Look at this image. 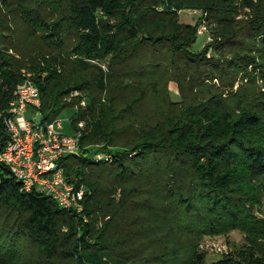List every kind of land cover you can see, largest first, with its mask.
Instances as JSON below:
<instances>
[{"label":"trees","instance_id":"trees-1","mask_svg":"<svg viewBox=\"0 0 264 264\" xmlns=\"http://www.w3.org/2000/svg\"><path fill=\"white\" fill-rule=\"evenodd\" d=\"M27 3L24 21L39 20L43 30V24L50 25L53 57L45 51L20 61L0 49V110L8 108L24 70L38 88L42 124L68 109L63 99L71 92L86 94V108L72 118L74 132L79 123L86 127L78 155L62 165L68 182L84 186L88 195L80 213L62 210L48 197L22 192L0 165V264H148L146 253L131 246L140 227L134 220L125 227L132 234L109 235L115 228L108 220L120 210H137L140 197L143 206L157 211L174 206L165 221L184 233L193 223L214 235L225 228L249 235L255 222L251 212L243 201L242 207L231 206L229 196L234 181L264 177V110H242L246 101L231 108L212 83L226 87L222 81L228 75L250 66L252 50L235 64V54L226 59L221 45L236 37L228 29L243 10L256 13L251 25L258 31L252 30L264 35V8L256 10L252 0H47L41 3L46 15L36 5L28 18ZM188 9L205 12L215 23L213 44L201 54L192 52L197 26L179 21V12ZM5 28L0 19V31ZM42 33L45 38L48 31ZM208 49L213 56L207 57ZM64 61L90 77L71 83L62 74ZM170 83L181 95L178 102L171 101ZM140 108L142 120L136 118ZM7 141L0 122V149ZM84 142L88 153L82 152ZM139 181L149 187L137 186ZM198 185L214 208L210 214L200 207L190 214L189 187ZM152 188L164 196L154 201ZM161 253L171 256L165 249ZM136 255L142 256L133 260ZM207 264L246 263L229 255Z\"/></svg>","mask_w":264,"mask_h":264},{"label":"rangeland","instance_id":"rangeland-1","mask_svg":"<svg viewBox=\"0 0 264 264\" xmlns=\"http://www.w3.org/2000/svg\"><path fill=\"white\" fill-rule=\"evenodd\" d=\"M252 1L256 10L257 7L264 8V0ZM27 2L31 4L30 10L27 13L29 14L28 18H31L30 14H33L36 5L40 6L43 10L42 14L46 15V5L41 3H47V0H0V19L6 20V28L0 31V49L6 52L11 58L20 61H24L25 59L29 60L30 58L35 59L37 54H42L45 51L48 52L51 49L52 43L49 35L51 31L48 30L50 25H47L48 23H45L46 25L43 24L44 28H46V30H43L37 26L40 23L39 20H37L36 24V21H31V23H28V20L24 21L26 12L22 11L29 9ZM255 15L256 13L253 11L243 10L240 16L235 18L234 26L228 29L229 32L227 31L229 34L232 30H235L236 37L230 40L228 44L222 42L224 44L221 45L224 48L223 55L226 59L232 57L230 55L231 52L235 54L237 60L232 61L235 64L242 60H247L245 54L252 50L249 61V64L251 63L250 66L247 67L246 71L235 70L232 73H236V75H228L224 79L226 81H222V83L227 84L226 87L218 81H213L212 84L218 88L219 92L217 94H222V98L224 99H230L228 104H231V108L236 106L238 102L244 103L246 101L248 103L246 107H242V110L251 108L255 112H263L264 70L255 67L264 66V35L259 36L253 31H258L251 25V22L255 21ZM179 21L183 24L197 26L198 34L196 42L192 47V52H200L201 54L203 49L213 44L211 30L213 34L216 28L215 23L207 17L205 12L194 9L180 11ZM256 21V23L262 24L260 20ZM43 31H48V34L45 33L47 34L45 38H43ZM244 51L247 52L244 53ZM211 56H213V53L211 49H208L207 57ZM52 57L49 54L48 58L52 59ZM216 58L219 60V57ZM69 62L64 61V72L62 74L68 77L71 83L78 84L77 82L80 80H87L90 77L89 75L79 73ZM172 85H174L175 90ZM168 92L171 94V101H179L178 97L181 95L174 83L168 85ZM85 96L86 94L76 91L71 92L70 95L63 99L69 106L57 119L61 123L62 133L65 135L73 134L72 118L74 112L81 113L86 108L88 100ZM151 103L156 105L154 100H151ZM140 110L136 118L142 120L145 112L142 108ZM38 121H40V117L35 122L37 123ZM262 122L264 123V120ZM85 128L84 123H79L76 126L80 134L84 133ZM123 136H127V134ZM246 138V136H240V139ZM250 138L252 137L250 136ZM89 151V144L84 142L82 152L88 153ZM107 151L111 150H106L105 152ZM106 156L109 158L108 154ZM139 184L143 185L145 187L142 186L144 189L149 187L144 181L137 182V186ZM232 184L235 187H233L234 193L231 192L232 195L229 196L230 205L235 206L234 203H237L242 207L243 203L245 209L251 212L255 220L253 222V229L250 228L252 232L249 235L241 230L228 228H225L222 233L214 235L209 233V227H197L193 223L187 233H184L165 221L169 220L173 212L176 211H174V206H171V208L167 207V210L160 209V211H157L156 208L143 206L141 204V197L138 199L139 207L137 210L133 212L120 210L119 216L108 220L110 225L115 228V230L109 232V235L114 236L115 231L118 232L119 230L122 232V237H127L129 234H132L131 231H126L127 228L125 227L127 226V222L134 220L133 222L139 224L140 227L137 226L138 228L136 227L134 229L135 232L132 238L130 237V239H134L131 246L135 250L143 251V255L144 252L146 253L148 260L145 263L148 264H207L229 255L240 258L246 264H264V177L250 181L241 180L239 185L234 181ZM189 189H191V203L188 205L191 206L189 209L190 214L194 215V210L198 207L201 208L202 214H210V210L214 208L210 207L209 198L203 197L206 195H201L200 190L204 189V187L202 188L198 185L196 188L189 187ZM149 192L154 201L164 196L163 191L160 192L157 188L149 189ZM247 198H249V201ZM131 213H134V215L131 216ZM206 220L208 222L209 219ZM162 249L167 250V254L171 256L167 257V255H162ZM141 256L136 255L133 260H137ZM94 260L98 262L96 259ZM138 262L139 260L130 263L125 261L122 264H137ZM102 263H104V260L98 262V264ZM111 264H116V262Z\"/></svg>","mask_w":264,"mask_h":264},{"label":"built area","instance_id":"built-area-1","mask_svg":"<svg viewBox=\"0 0 264 264\" xmlns=\"http://www.w3.org/2000/svg\"><path fill=\"white\" fill-rule=\"evenodd\" d=\"M39 108L32 74L22 72V83L8 108L0 110V122L8 134L0 149V165L20 184L22 192L48 197L62 210L80 213L88 192L84 186L68 182L62 165L65 158L78 155L80 131L65 135L58 119L36 123Z\"/></svg>","mask_w":264,"mask_h":264},{"label":"crops","instance_id":"crops-1","mask_svg":"<svg viewBox=\"0 0 264 264\" xmlns=\"http://www.w3.org/2000/svg\"><path fill=\"white\" fill-rule=\"evenodd\" d=\"M173 86V89H174V85H172ZM175 90V89H174Z\"/></svg>","mask_w":264,"mask_h":264}]
</instances>
